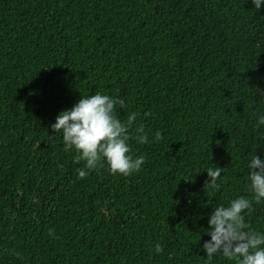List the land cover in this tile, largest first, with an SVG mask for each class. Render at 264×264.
I'll list each match as a JSON object with an SVG mask.
<instances>
[{
    "label": "trees",
    "instance_id": "16d2710c",
    "mask_svg": "<svg viewBox=\"0 0 264 264\" xmlns=\"http://www.w3.org/2000/svg\"><path fill=\"white\" fill-rule=\"evenodd\" d=\"M95 93L124 101L122 122L137 114L130 176L105 162L78 178L51 129ZM261 116L264 0H0V264H236L202 246L213 207L240 196L264 233L248 167Z\"/></svg>",
    "mask_w": 264,
    "mask_h": 264
},
{
    "label": "clouds",
    "instance_id": "9594fccd",
    "mask_svg": "<svg viewBox=\"0 0 264 264\" xmlns=\"http://www.w3.org/2000/svg\"><path fill=\"white\" fill-rule=\"evenodd\" d=\"M253 3L259 10L261 0H253ZM117 104L124 106V101L100 93L81 95L78 103L71 109L62 110L51 125L53 133H62L64 151L75 149L74 162H84V168L78 169V178H85L90 171L103 167L105 162L111 174L127 177L138 172L145 163L143 156L133 158L130 155L127 143L137 114H129L127 120L122 122L114 114ZM257 124L264 125V116ZM162 138L157 131L154 139L159 141ZM136 139L141 144L152 142L142 126L136 129ZM248 167L251 170L250 190L254 193L255 202L260 203L264 200V160L254 154ZM221 171L222 167L208 168L210 179L204 186L219 189ZM252 204V200L240 196L228 206L213 207L205 231L210 235V240L202 246L209 261L217 253H222L225 258L235 260L236 264H264V233L250 229L243 215L245 210L249 213L253 211ZM53 234L50 229L49 235ZM154 251L162 253V245L157 243Z\"/></svg>",
    "mask_w": 264,
    "mask_h": 264
}]
</instances>
